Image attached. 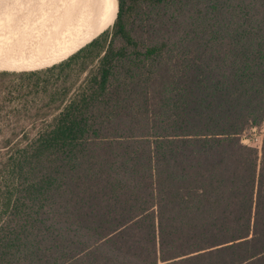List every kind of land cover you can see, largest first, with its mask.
Instances as JSON below:
<instances>
[{
  "label": "trees",
  "instance_id": "16d2710c",
  "mask_svg": "<svg viewBox=\"0 0 264 264\" xmlns=\"http://www.w3.org/2000/svg\"><path fill=\"white\" fill-rule=\"evenodd\" d=\"M117 1L0 70V264H264V0Z\"/></svg>",
  "mask_w": 264,
  "mask_h": 264
},
{
  "label": "bare ground",
  "instance_id": "6f19581e",
  "mask_svg": "<svg viewBox=\"0 0 264 264\" xmlns=\"http://www.w3.org/2000/svg\"><path fill=\"white\" fill-rule=\"evenodd\" d=\"M100 1V2H99ZM104 0H8L0 4V70L23 72L33 69L46 68L68 57L89 35L93 29ZM99 2V3H98ZM96 13L89 27L75 43L81 21L97 5ZM56 4V5H55ZM63 7L69 10L68 18L58 26L59 13ZM55 10V11H53ZM54 12L52 16L48 13ZM92 18V17H91ZM59 20V21H58ZM56 23L50 40L46 39L48 27ZM46 29L39 38L29 43H19L22 34L39 26ZM47 31V32H46ZM39 42H37V41ZM67 49V50H66Z\"/></svg>",
  "mask_w": 264,
  "mask_h": 264
},
{
  "label": "rangeland",
  "instance_id": "374dc122",
  "mask_svg": "<svg viewBox=\"0 0 264 264\" xmlns=\"http://www.w3.org/2000/svg\"><path fill=\"white\" fill-rule=\"evenodd\" d=\"M21 1H23V0H21ZM24 1H26V0H24ZM5 3H8V0H0L1 6L3 4H5ZM53 11H55V10H53ZM53 11L50 12V13H48V15L49 16H52L54 14ZM68 13H69V10L66 9V11H65V8L63 7L62 11L59 13V17H60L59 20L60 19L61 20H60L58 26L61 25L64 21L67 20ZM52 28H53L52 32L48 33L46 39L41 40L40 42L36 40L37 42H39V44L36 45V46H39L40 44H43L45 41L50 40L52 38V36L54 34L53 31L56 28V23L54 25H52L51 27L49 26L48 29H47V31L51 30ZM45 29H46V25L43 26V27L39 26V27H37V28L29 31V32H26V33L22 34L23 37L19 41V43L29 44L32 41V38H33V40L35 38L36 39L39 38L41 36L42 32L45 31ZM263 138H264V121H263V123L260 126H258V127H252L250 129H248L241 136V143L244 144V145H246V146H251V147H254V148L260 150ZM5 216L6 215H2V219H4Z\"/></svg>",
  "mask_w": 264,
  "mask_h": 264
},
{
  "label": "water",
  "instance_id": "95a60500",
  "mask_svg": "<svg viewBox=\"0 0 264 264\" xmlns=\"http://www.w3.org/2000/svg\"><path fill=\"white\" fill-rule=\"evenodd\" d=\"M116 2H117V11H116V15H117V12H118V1L116 0ZM115 18H116V16H115ZM111 26H112V25H111ZM111 26H110V27H111ZM110 27H109V28H110Z\"/></svg>",
  "mask_w": 264,
  "mask_h": 264
}]
</instances>
